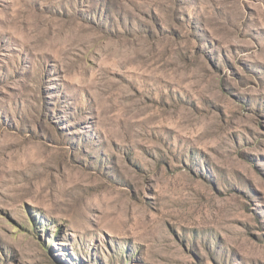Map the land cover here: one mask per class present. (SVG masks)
Here are the masks:
<instances>
[{"label":"rangeland","instance_id":"374dc122","mask_svg":"<svg viewBox=\"0 0 264 264\" xmlns=\"http://www.w3.org/2000/svg\"><path fill=\"white\" fill-rule=\"evenodd\" d=\"M0 264H264V0H0Z\"/></svg>","mask_w":264,"mask_h":264}]
</instances>
